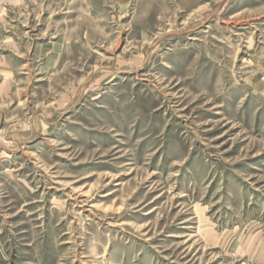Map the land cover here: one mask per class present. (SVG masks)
Instances as JSON below:
<instances>
[{
    "label": "rangeland",
    "instance_id": "374dc122",
    "mask_svg": "<svg viewBox=\"0 0 264 264\" xmlns=\"http://www.w3.org/2000/svg\"><path fill=\"white\" fill-rule=\"evenodd\" d=\"M0 264H264V0H0Z\"/></svg>",
    "mask_w": 264,
    "mask_h": 264
},
{
    "label": "crops",
    "instance_id": "0c3cea01",
    "mask_svg": "<svg viewBox=\"0 0 264 264\" xmlns=\"http://www.w3.org/2000/svg\"><path fill=\"white\" fill-rule=\"evenodd\" d=\"M259 249V248H258ZM258 249H257V251H258ZM261 250H262V248H261Z\"/></svg>",
    "mask_w": 264,
    "mask_h": 264
}]
</instances>
